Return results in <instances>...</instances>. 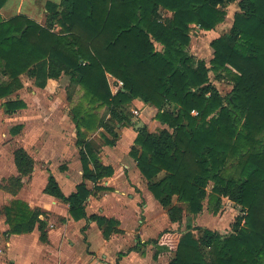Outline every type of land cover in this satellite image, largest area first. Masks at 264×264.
<instances>
[{
	"label": "trees",
	"instance_id": "trees-1",
	"mask_svg": "<svg viewBox=\"0 0 264 264\" xmlns=\"http://www.w3.org/2000/svg\"><path fill=\"white\" fill-rule=\"evenodd\" d=\"M7 1L0 0V10ZM234 2L238 10L231 28L210 42L209 66L188 49L192 24L215 29ZM46 6L50 27L23 14L8 20L0 16V76L7 77L0 83L1 98L23 87L20 76L25 73L39 88L67 74L82 86L88 102L73 108L83 181L66 195L50 173L44 192L67 203L76 221L84 219L83 231L95 221L106 238L121 232L117 219L86 212L94 190H110L99 182L114 169L99 160L101 145L87 139L85 131L104 128L111 136L103 134L104 142L114 145L118 124L132 122L126 105L139 98L158 108L155 118L166 127L157 132L139 129L130 155L171 222L182 221L181 202L196 215L207 201L217 213L223 197L241 206L244 216L233 223L229 235L203 226L195 227L197 237L192 227L182 234L165 230L158 239L138 240L132 250L154 243L159 248L154 258L164 249L174 251L169 264H210L204 249L211 264H264V0H61ZM162 10L172 16L164 17ZM55 23L58 32L52 30ZM213 69L233 82L230 106L210 82ZM108 74L124 83L116 94ZM173 105L177 109L170 108ZM4 106L13 113L26 103L8 100ZM103 106L109 110L108 119L97 112ZM236 117L243 122L241 129ZM20 130L17 125L11 132ZM14 156L18 175L4 179L0 188L17 194L35 160L23 147ZM237 157L241 179L224 175ZM86 181L94 183V190ZM3 212L8 233L32 232L37 226L41 240H47L48 212L21 199L4 206Z\"/></svg>",
	"mask_w": 264,
	"mask_h": 264
},
{
	"label": "crops",
	"instance_id": "crops-1",
	"mask_svg": "<svg viewBox=\"0 0 264 264\" xmlns=\"http://www.w3.org/2000/svg\"><path fill=\"white\" fill-rule=\"evenodd\" d=\"M46 1L44 2V5ZM32 2L33 5L27 9L25 14L42 23L41 20L43 16L45 17L46 9L43 8V15L40 19L37 15L38 12L36 11L37 9L39 10L40 4L38 5L36 0H33ZM22 3L23 0H20L18 5L16 3L11 5L9 11L6 12L7 15L3 14V11L7 8V5L5 4L0 10L1 18L4 20L15 15L23 14ZM237 10L238 8L236 11ZM235 12L233 13V19ZM170 16H172V13ZM46 21L47 16L45 22ZM222 23L223 22L218 25H221ZM218 25L216 28H219ZM194 26H196V31L200 33L218 34L216 28L212 30H203L196 24H194ZM219 36L220 35L215 38ZM156 46H160L158 49L162 48L159 43H157ZM116 80L117 78L114 76L109 78V83L113 92ZM57 81L58 79L48 80V82ZM1 99L3 103L8 100L7 97ZM17 99L23 100L26 103V106L13 113H9L3 108V112L9 116H13L16 115V113L28 112V110H30L28 99L21 96L16 97L14 100ZM66 99L70 102L68 91ZM134 101L136 104L135 108H141L139 114H134L135 116H138V121L136 122L132 120L130 124L124 126L118 124L117 132L119 137L114 145L110 146L105 142L100 143L95 139L101 145L100 152L98 153L99 160L105 165L112 166L114 169L112 176L105 177L99 182V185L110 187V190H94V183L86 181L88 188L95 191L86 201L85 205L87 214L89 216L92 214L105 215L119 221L118 228L121 232H115L109 238L104 236L102 229L95 221H90L87 224L86 230L83 231L82 227L85 225V220L76 221L70 215L69 205L67 203L44 192L50 173L56 177L66 195L75 192L76 186L83 181V167L80 156V147L78 145L77 127L73 120L72 107L60 118H57V111H53L51 117L44 119L43 116H46V114L43 113L42 109L38 110V114L35 117V122L38 125L36 128L38 131L50 127L56 134L60 135V138H42V140H38L32 145L25 141L24 136L29 130V121L21 120L20 123L14 125H21V130L17 134L21 132L23 133L17 135L11 132L13 135H17L16 138L19 143V146H16L14 151L18 147H23L35 160L33 172L30 175L23 177V186L25 184V178H30L32 175L35 178L37 172L42 175L41 177H43L44 180L41 195L37 202H29L22 196H18V194L8 192V194L11 195L10 201L4 206L9 205L13 200L21 199L27 202L31 208L39 207L49 214L47 218H45L48 224L47 240L42 241L40 238L41 232L37 226L32 232L22 234L8 233L10 226L6 223L5 213L1 212L3 214L2 216H4V220L3 223H0V235L8 236L6 244L9 245L10 255L12 256L11 262L13 264H139L138 259L143 257L147 259L148 264H160L165 258L164 255H161L163 250L158 256L159 261L156 262L153 261L151 257L149 258L148 253L145 251V247L150 243L141 246L139 250H132L137 245L138 240H141L142 243L150 240V237L147 238L145 236L151 234L154 229L161 226V224H164V218L158 216L160 210H164L166 220L169 222L166 223L168 226L174 228L181 224V222L173 223L167 217V211L149 190L148 182L140 172L136 159L130 155L131 148L135 146V138L139 129L147 127L150 132H157L155 130L156 127L164 128V125L154 118L157 111L155 107L144 103L140 99H135ZM145 109H148L147 116L142 114ZM36 123L34 124L36 125ZM132 124L134 125L136 132L132 130ZM119 127H121V129H118ZM85 132L87 139H94L92 135L95 134L94 132L96 131ZM72 135L74 137H72ZM32 147L36 148L34 152H31ZM12 160L13 172L7 175L8 177L6 176V178H3L0 184L3 183L4 179L18 175L14 152ZM22 188L20 190H22ZM151 196L155 199L153 200ZM151 202L152 204H150ZM174 202L177 203L175 198ZM131 203L134 204L135 221L133 223H125L127 220L126 209ZM4 206L2 208H4ZM149 206L153 208L152 211ZM139 211L140 216L141 214L147 216L145 219L147 221L139 218ZM148 224H153L151 227L152 229L148 228ZM151 239L156 238L151 237ZM164 251L168 250L164 249ZM168 252L171 258L167 259V264H169L175 256V253H172L171 251ZM7 258L8 257L4 254L1 255L0 248V264H8ZM56 260L59 262L53 263V261Z\"/></svg>",
	"mask_w": 264,
	"mask_h": 264
},
{
	"label": "rangeland",
	"instance_id": "rangeland-1",
	"mask_svg": "<svg viewBox=\"0 0 264 264\" xmlns=\"http://www.w3.org/2000/svg\"><path fill=\"white\" fill-rule=\"evenodd\" d=\"M32 1L33 0H23V3H22L23 4L22 6L23 15H26L25 13L27 12V9L33 5ZM36 1L38 5L40 4L39 10L38 9L36 10L38 12L37 13L38 17L41 19L43 15V8L46 9L47 15L45 14V17L43 16L41 20L42 23L38 22L37 19H34V20L43 26L50 27V22L48 21L49 13H48L46 4L49 1L60 3L61 0H47V1L46 0H36ZM45 1L46 3L44 5ZM56 1H59V2H56ZM15 3L18 5L20 3V0H9L6 4L7 8H5V10L3 11V14L7 15L6 12L9 11V7L11 5H14ZM237 8H238L237 2H234L228 5V8H227L228 15L226 16L223 23L221 25H218L219 28H216V30L218 31V34L200 33L196 31V26L192 24L193 26L190 31L191 43L188 47L190 53L194 55L197 59H204L206 63L210 66V60L213 57V48L210 46V41L213 40L216 36L224 34L229 31L233 23V13L236 11ZM170 12L171 11H168V10H162L164 17H170V14L172 13ZM46 16H47V21L45 22ZM4 20H8V19H4ZM52 27H53L52 30L55 32H58L60 30V26L57 23H55L54 26ZM20 78L23 83V87L20 90L16 91L15 93L11 94L10 97L8 96L7 99L14 100L16 97H21V96L25 99H28L29 108H30L28 112H19L13 116L7 115L5 112H3V108H5V106L0 97V182L3 178H6L7 175L13 172L12 155H13V152L16 146H19L16 136L23 134L21 132L17 135H13L11 133V129L15 127L14 125L20 123L21 120L29 121L30 123L28 126L29 130L27 134H25L24 136H25V141L28 143H31L32 145H34V142H37L38 140H42V138L44 139L60 138V135L56 134L50 127L43 128L44 130L42 131L37 130L36 126L38 127V125L35 122L36 120L35 117L38 114V110L42 109L43 113L46 114V116H43L44 119L51 117V114L53 111H57V114H56L57 118H60L66 111L68 112L71 107H72V113H73L74 106L77 105L79 102H85L86 104H88V102L85 100L84 89L82 88V86L72 82L69 75L67 74H63L58 79L57 82H48L47 86L43 89L36 87L33 83V79H31L26 73L21 75ZM5 80H7V77L0 76V83ZM210 82L214 83L219 89V91L224 96H226L225 104L230 106L228 97L233 90V82L231 81L230 77L225 72H221L219 70L213 69L210 71ZM67 91L69 93L70 102L66 99ZM135 99H139V98H134L131 102H129L126 105V108H127L128 116H130L132 120L137 122L138 116L134 115L133 110L136 108H139L141 110V108L140 107L135 108V105H136L134 101ZM149 105L155 107L152 104H149ZM155 108L157 109L156 111V114H157L158 108L157 107ZM170 108H173L175 110L177 109V106L173 105ZM97 112L101 116L106 117V119L110 117L108 108L104 106L100 108L99 110H97ZM143 112L144 113L142 114L144 116H147L148 109L147 110L145 109ZM192 113L194 115L198 114V113H194V110L192 111ZM157 121L161 123L159 120ZM34 123H36V125ZM242 124H243L242 120L239 117H236V126L238 129L242 128ZM131 126H132V130L136 132L134 125L132 124ZM164 127H166V125H164ZM118 129H121V127H119ZM160 129L162 128L156 127L155 130L159 131ZM94 133L95 134H93L92 137H94V139L98 140L100 143L104 142L103 134L107 135L108 137H111L104 128H100V130ZM72 137L74 136L72 135ZM261 139H263L264 141V135L262 136ZM35 149L36 148L32 147L31 152H34ZM239 159L240 158L237 157L236 159L230 161L227 164V166L224 169V175H226L227 177L235 176L236 179H241V177L239 176L240 171L238 169ZM41 176L42 175L37 172L35 175V178L33 177V175L30 178L29 177L25 178V184L22 190H20L19 193H17L18 196H22L23 198H25L29 202L31 201L32 203L37 202V200L39 199L41 195V189H42L43 180H44L43 177ZM10 197L11 195L8 194V191L0 188V223H3V220H4V216H2L3 214L1 213L3 212L2 207L7 202L10 201ZM151 198L153 200L155 199L153 196H151ZM176 200H177V197H175V201ZM150 204H152V202ZM181 205L184 208V217L180 225H177L174 228L171 226H168L166 223H169V222L168 220H166L164 210L159 209L160 211L158 213L159 214L158 216L161 218L162 217L164 218L163 220L164 224H161V226L154 229V231L151 234H148L145 237L147 238L150 237L149 239H151V237L158 239L160 234L165 230H175V231H179L182 234V233H186L187 231H189L188 227L193 228L192 229L193 233L197 237L199 235V232L197 229H195L196 226L208 227L210 229L219 231L223 235H229L233 232V229H232L233 223H235L242 216H244V213L241 210L242 209L241 206L237 205L236 203H234L227 197L222 198V206L217 213L213 212V209L210 206H208L207 201H205L204 210L201 213L196 214V215L190 213L187 210L186 204L181 202ZM149 208L151 209V211L153 210L152 207L149 206ZM126 211H127L126 212L127 220L125 221V223H133L135 221L134 204L131 203L129 207L126 209ZM139 216H140V211H139ZM139 218H142L144 221H147L145 220L147 218L146 215L141 214ZM152 226L153 224H148V228H151ZM140 236L142 238L141 233H140ZM7 241H8L7 235H0L1 255L4 254L6 257H8L7 258L8 264H13L11 262L12 256L10 255L9 245L6 244ZM157 250H159V248L154 243H150L149 245L145 247V251L146 253H148L149 258L151 257V259L156 262L159 261V257L154 258V254ZM168 251H164V250L162 251L161 255H164L165 258L161 261L160 264H167L168 262L167 259L171 258ZM171 252L174 253V251H171ZM204 253H205V257L207 261L211 264V258H210V255L208 254V250L204 249ZM138 260H139L138 262L139 264H148L147 259H145L144 257ZM57 262L59 261L58 260L53 261V263H57Z\"/></svg>",
	"mask_w": 264,
	"mask_h": 264
},
{
	"label": "built area",
	"instance_id": "built-area-1",
	"mask_svg": "<svg viewBox=\"0 0 264 264\" xmlns=\"http://www.w3.org/2000/svg\"><path fill=\"white\" fill-rule=\"evenodd\" d=\"M113 75H111V74H108V79L110 78V77H112ZM123 81L122 80H120V79H117L116 80V82L114 83V94H116L119 90H120V88L123 86ZM139 111H140V109L139 108H136L135 110H134V114H139ZM194 113H197V111H195L194 110Z\"/></svg>",
	"mask_w": 264,
	"mask_h": 264
},
{
	"label": "water",
	"instance_id": "water-1",
	"mask_svg": "<svg viewBox=\"0 0 264 264\" xmlns=\"http://www.w3.org/2000/svg\"><path fill=\"white\" fill-rule=\"evenodd\" d=\"M124 90V89H123Z\"/></svg>",
	"mask_w": 264,
	"mask_h": 264
}]
</instances>
